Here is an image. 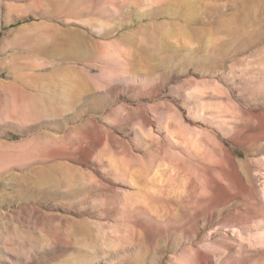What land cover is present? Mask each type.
I'll use <instances>...</instances> for the list:
<instances>
[{
	"label": "rangeland",
	"instance_id": "1",
	"mask_svg": "<svg viewBox=\"0 0 264 264\" xmlns=\"http://www.w3.org/2000/svg\"><path fill=\"white\" fill-rule=\"evenodd\" d=\"M263 233L264 0H0V264H264Z\"/></svg>",
	"mask_w": 264,
	"mask_h": 264
},
{
	"label": "bare ground",
	"instance_id": "2",
	"mask_svg": "<svg viewBox=\"0 0 264 264\" xmlns=\"http://www.w3.org/2000/svg\"><path fill=\"white\" fill-rule=\"evenodd\" d=\"M262 233V232H261ZM259 237L257 238V240L255 241V245H264V233L258 235ZM253 239V238H252ZM253 244V243H252ZM254 245V244H253Z\"/></svg>",
	"mask_w": 264,
	"mask_h": 264
}]
</instances>
